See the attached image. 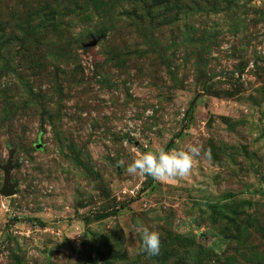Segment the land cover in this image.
Wrapping results in <instances>:
<instances>
[{
    "label": "rangeland",
    "instance_id": "rangeland-1",
    "mask_svg": "<svg viewBox=\"0 0 264 264\" xmlns=\"http://www.w3.org/2000/svg\"><path fill=\"white\" fill-rule=\"evenodd\" d=\"M176 1L0 0V264H264V0Z\"/></svg>",
    "mask_w": 264,
    "mask_h": 264
},
{
    "label": "clouds",
    "instance_id": "clouds-1",
    "mask_svg": "<svg viewBox=\"0 0 264 264\" xmlns=\"http://www.w3.org/2000/svg\"><path fill=\"white\" fill-rule=\"evenodd\" d=\"M201 148L189 145L187 150L148 151L136 158L127 166L130 175L151 176L156 181H167L183 178L190 174L195 157L199 156ZM136 231L140 234V251L149 256H157L161 250V237L158 231L138 224Z\"/></svg>",
    "mask_w": 264,
    "mask_h": 264
},
{
    "label": "trees",
    "instance_id": "trees-1",
    "mask_svg": "<svg viewBox=\"0 0 264 264\" xmlns=\"http://www.w3.org/2000/svg\"><path fill=\"white\" fill-rule=\"evenodd\" d=\"M149 2H152L151 6L152 7L154 6V8L156 7L158 10L160 9L159 6L164 3V2H162V0H137V3H139L138 10L142 11L141 16H139L140 20L142 21L145 17L148 18L151 22H155L158 19H166L167 13H168L167 11H163V13H162V12H159V11H155V9H156L155 8L154 9L155 15L154 14L152 15V12H151L152 9H148L147 8L148 7L147 4ZM176 4L181 5V10L184 11V13L187 12V10H189V8H190V5L185 0L176 1ZM46 15H47V18L52 17V14H46ZM52 21H53V19H52ZM34 31L35 30H33V35H34ZM91 264H93V263H91Z\"/></svg>",
    "mask_w": 264,
    "mask_h": 264
},
{
    "label": "water",
    "instance_id": "water-1",
    "mask_svg": "<svg viewBox=\"0 0 264 264\" xmlns=\"http://www.w3.org/2000/svg\"><path fill=\"white\" fill-rule=\"evenodd\" d=\"M40 148V147H38ZM0 169L4 173L3 177V186L0 191V194L5 197H10L15 193L14 186L10 183V170H11V161L10 159L7 160L4 166H1Z\"/></svg>",
    "mask_w": 264,
    "mask_h": 264
}]
</instances>
